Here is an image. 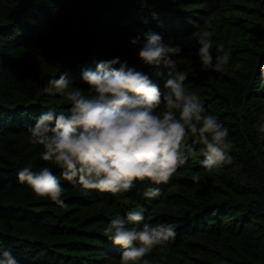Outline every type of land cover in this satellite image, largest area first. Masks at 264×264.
<instances>
[{"label": "trees", "instance_id": "16d2710c", "mask_svg": "<svg viewBox=\"0 0 264 264\" xmlns=\"http://www.w3.org/2000/svg\"><path fill=\"white\" fill-rule=\"evenodd\" d=\"M204 30L213 32L214 50L232 51L223 74L201 71ZM149 31L182 47L185 84L229 128L232 163L209 172L202 155L192 158L151 202L142 196L147 182L116 196H86L62 181L64 208L37 197L17 179L24 166L49 164L29 126L49 107H70L42 88L67 71L86 91L82 69L118 56L163 92L168 69L138 56ZM137 36L141 45L130 43ZM262 65L264 0H0V251L10 248L19 264H121L120 247L103 229L139 204L146 223L176 226V238L146 257L150 264H264V139L254 127L264 119Z\"/></svg>", "mask_w": 264, "mask_h": 264}, {"label": "clouds", "instance_id": "9594fccd", "mask_svg": "<svg viewBox=\"0 0 264 264\" xmlns=\"http://www.w3.org/2000/svg\"><path fill=\"white\" fill-rule=\"evenodd\" d=\"M143 38L140 60L168 69L163 92L149 74L118 56L82 69L81 79L89 85L86 91L74 86L67 71L51 77L42 88L44 94L69 101L70 107L66 111L49 107L29 126L30 142L42 146L40 158L49 164L39 170L24 166L17 179L37 197L64 208L62 181L86 196L93 192L116 196L130 192L136 182H147L142 196L151 202L162 195L160 186L169 184L192 158L202 155L199 164L209 172L232 163L229 128L185 84L188 77L178 63L182 47L155 31L143 33ZM130 43L141 45V37L130 38ZM197 43L201 71L225 73L231 49L218 44L214 50L210 30L202 31ZM260 71L264 73V65ZM254 127L264 139V119ZM145 211L138 204L126 215L111 218L103 229L107 239L120 247L121 264H150L146 257L176 238L173 223H146ZM0 264L19 261L9 248L0 251Z\"/></svg>", "mask_w": 264, "mask_h": 264}]
</instances>
